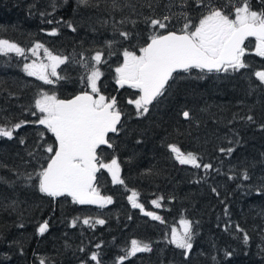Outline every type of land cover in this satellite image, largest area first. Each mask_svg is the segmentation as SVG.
I'll return each mask as SVG.
<instances>
[{
  "label": "trees",
  "instance_id": "16d2710c",
  "mask_svg": "<svg viewBox=\"0 0 264 264\" xmlns=\"http://www.w3.org/2000/svg\"><path fill=\"white\" fill-rule=\"evenodd\" d=\"M119 2L121 7L112 9L111 0H93L91 6L78 5L77 0H0V39L21 47L39 42L70 58L57 69L64 78L49 85L23 70V56L0 54V125L28 122L12 139L0 137V165H5L0 167V264H39L40 257L45 264H95L89 259L93 251L99 253L101 264H117L133 239L150 244L152 251L138 252L122 264H264V194L260 192L264 187V86H258L254 76L264 71V57L256 54L255 39L245 42L243 59L248 68L219 73L179 70L165 94L140 116L135 105L128 103L138 98L139 90L116 83L115 69L123 61V51L139 52L153 34L144 17L187 12L197 21L206 8L195 0H186L183 6L181 0ZM250 2L253 10L264 7V0ZM213 3L224 8L227 0ZM125 17L137 23L121 24ZM183 22L182 17L173 18L166 22L167 29L156 31H179ZM114 27L131 32L132 37L124 40ZM53 29L56 35H50ZM105 41L115 43L108 49ZM97 50L104 52L98 65L99 91L109 99L115 97L122 113L118 133L108 134L113 147L97 150L105 163L113 157L118 160L125 181L114 185L106 169L97 173L101 195L113 198L104 207L80 205L70 196L49 197L34 186L35 178L32 186L26 182L28 173L46 167L52 154L44 148L56 144L52 133L34 123L39 117V113L32 115L35 99L41 90L58 98L86 90L81 80L85 70L76 62L94 63L89 58ZM185 110L193 119L183 118ZM249 115L253 122L246 119ZM168 145L191 152L201 164L213 167L182 165ZM221 147L234 151L221 153ZM244 171L248 180L243 178ZM213 187L219 195L211 191ZM132 190L139 193L137 202L143 211L128 200ZM160 197L157 208L151 202ZM13 201L15 205L9 207ZM149 211L161 216L163 223L145 215ZM181 217L193 224V249L187 257L168 242L171 226ZM84 218L103 219L105 224L92 228L83 223ZM73 220H77L75 226ZM44 221L49 228L40 235L38 228Z\"/></svg>",
  "mask_w": 264,
  "mask_h": 264
},
{
  "label": "snow or ice",
  "instance_id": "6c2138e0",
  "mask_svg": "<svg viewBox=\"0 0 264 264\" xmlns=\"http://www.w3.org/2000/svg\"><path fill=\"white\" fill-rule=\"evenodd\" d=\"M93 0H77L78 5L91 6ZM186 0H181V6ZM198 6L206 8L205 13L193 21L187 12L173 13L163 15L160 18L151 16L144 17V23L153 29L145 45L139 48V55L134 51H123V63L115 69L116 83L123 87L130 85L132 88L139 90L138 98L129 100V104H134L137 115H144L149 112V106L153 101L158 100L167 91L166 86L174 80V73L179 70L190 72L199 69L202 72H228L239 71L249 67L244 61L246 49L243 47L244 42L249 37L255 38V52L258 56L264 57V7L259 10H253L250 0H227L224 8H218L213 0H195ZM128 6V5H126ZM151 7V4L148 5ZM112 9L121 7L119 0H111ZM133 11L135 7L131 6ZM183 18V24L179 32L168 31L166 34H159L157 29H167L168 23L173 18ZM132 23L135 25L136 20L129 21L127 17L120 21L121 24ZM52 23V21H49ZM72 27L71 24L68 25ZM75 31V28H72ZM114 32L124 40L132 37L129 31H120L114 27ZM56 29H53L50 35H56ZM105 46L111 49L115 41H105ZM40 49L44 50L47 63L43 60L31 63H25L23 70L29 76H35L45 84L52 85L64 77L60 76L57 69L61 65L69 62V57L53 54L43 44L36 42L31 49H25L15 42L7 39H0V54L7 55L15 53L24 56L26 51H31L33 56H37ZM111 54V53H109ZM104 52L97 50L95 55L89 58L94 63L88 61H77L81 63L85 70L82 75V83L90 91H83L74 96L72 99H59L55 93L49 94L43 90L40 91L34 101V110L32 115L39 113L38 119L34 122L44 126L47 132L55 137L56 145H48L44 151L50 153L46 161L47 166H41L40 170L35 173H28L26 182L32 186L33 179L38 181L34 186L40 193L49 197L70 196L74 203L80 205H98L104 207L113 203L111 196L101 195L97 187V173L106 169L111 174V183L124 185L125 181L120 176V164L113 157L110 162L105 163L98 156L97 150L102 145L112 148L108 137L109 133H118L117 125L121 123V111L117 108L115 97L110 100L100 94L98 81L102 75L98 65L102 63ZM254 76L260 82L258 86H264V71H256ZM182 116L186 120L193 117L190 112L185 110ZM235 118V116H234ZM244 119V118H241ZM249 122L254 121V117H246ZM27 121H20L12 124L10 127L6 124L0 125V137L8 139L13 138L16 130L23 127ZM231 123V121H229ZM264 128V125H261ZM41 138L44 133H39ZM20 143H24L21 139ZM41 147V145H38ZM171 153L175 154V159L182 165L190 164L195 168L203 167L205 170L211 169L212 164H201L197 155L188 152L185 154L175 145H168ZM221 153L231 154L234 148L219 149ZM5 165H0L3 167ZM230 179L233 177H229ZM243 178L248 180L250 177L247 171H244ZM3 179V178H0ZM213 193H217L216 188H212ZM264 194V187L260 189ZM139 193L132 190L131 195L127 198L133 208L144 210V206L137 202ZM160 200L163 197L153 200L151 203L157 208L161 207ZM15 201L8 205L13 207ZM154 220L161 221L162 217L155 212H145ZM77 220L72 221L75 226ZM83 223L95 228L97 224H105L103 219L84 218ZM180 226L182 231L176 227L171 229V239L168 241L178 249L184 250L183 255L188 256L193 249V224L190 220L181 218ZM23 225H21L22 227ZM49 228L48 221H44L38 228V233L43 235ZM236 228L243 232V229L236 225ZM247 233L244 234V242H248ZM97 249L100 244L95 246ZM84 251V249H81ZM152 248L148 243H141L133 239L131 248L127 250L126 255L118 257L117 264L138 252H150ZM21 254L23 250L21 249ZM230 255V253H226ZM9 259V257H5ZM90 261L95 264H101L99 253L93 251L89 257ZM39 264H45V258H39ZM81 264H87L82 261Z\"/></svg>",
  "mask_w": 264,
  "mask_h": 264
},
{
  "label": "rangeland",
  "instance_id": "374dc122",
  "mask_svg": "<svg viewBox=\"0 0 264 264\" xmlns=\"http://www.w3.org/2000/svg\"><path fill=\"white\" fill-rule=\"evenodd\" d=\"M11 42V41H10ZM35 44V43H34ZM34 44H32L31 46H28V47H23V48H25L26 50L27 49H31L32 47H33V45ZM253 48H250V50H252ZM254 50H255V42H254ZM52 52V51H51ZM53 54H56V53H53ZM136 54L137 55H139L140 53L139 52H136ZM56 55H58V54H56ZM24 57V64L25 63H31L33 60H37V62H40L41 60H43L45 63H47V59H46V57H45V55H44V50L43 49H40L39 50V52H38V55L37 56H33V54H32V52L31 51H26L25 52V55L23 56ZM122 63H123V61H122ZM121 63V64H122ZM120 64V65H121ZM119 65V66H120ZM119 66H117V67H119ZM101 71V70H100ZM100 92V91H99ZM100 94H102V95H104L103 93H101L100 92ZM105 96V95H104ZM106 97V96H105ZM182 218V217H181ZM180 218V219H181ZM183 218H185V217H183ZM180 219L176 222V223H174L172 226H171V229L173 228V227H176L177 228V230L178 231H182V228H181V226H180V223H179V221H180ZM185 219H187V218H185ZM171 229H170V235H171Z\"/></svg>",
  "mask_w": 264,
  "mask_h": 264
},
{
  "label": "water",
  "instance_id": "95a60500",
  "mask_svg": "<svg viewBox=\"0 0 264 264\" xmlns=\"http://www.w3.org/2000/svg\"><path fill=\"white\" fill-rule=\"evenodd\" d=\"M170 31H174V30H170ZM168 32V31H167ZM177 32H179V31H177ZM162 34H166V32L165 33H162ZM146 46V45H145ZM85 91H90V90H85ZM81 92H83V91H81ZM81 92H79V93H76L75 95H73V96H71V97H69V98H59V99H63V100H68V99H72V98H74V96H76V95H78V94H80ZM122 116V115H121ZM55 138V137H54ZM56 145V144H55ZM104 146H107V145H104ZM47 166V165H46Z\"/></svg>",
  "mask_w": 264,
  "mask_h": 264
},
{
  "label": "flooded vegetation",
  "instance_id": "af4514ba",
  "mask_svg": "<svg viewBox=\"0 0 264 264\" xmlns=\"http://www.w3.org/2000/svg\"><path fill=\"white\" fill-rule=\"evenodd\" d=\"M255 39V38H254Z\"/></svg>",
  "mask_w": 264,
  "mask_h": 264
}]
</instances>
